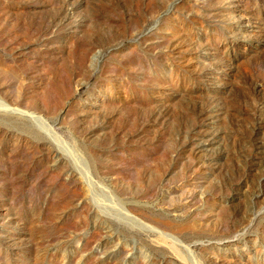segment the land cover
Returning a JSON list of instances; mask_svg holds the SVG:
<instances>
[{
  "label": "rangeland",
  "instance_id": "rangeland-1",
  "mask_svg": "<svg viewBox=\"0 0 264 264\" xmlns=\"http://www.w3.org/2000/svg\"><path fill=\"white\" fill-rule=\"evenodd\" d=\"M0 264H264V0H0Z\"/></svg>",
  "mask_w": 264,
  "mask_h": 264
},
{
  "label": "bare ground",
  "instance_id": "bare-ground-1",
  "mask_svg": "<svg viewBox=\"0 0 264 264\" xmlns=\"http://www.w3.org/2000/svg\"><path fill=\"white\" fill-rule=\"evenodd\" d=\"M4 105L6 106V104H4ZM7 105H8V104H7ZM4 109H5V108H4ZM15 110H16V109H15ZM23 111H24V110H23ZM26 113H27V112H26ZM29 115H30V113L28 114V116H29ZM31 116H32V115H31ZM32 117H34V115H33ZM35 117H36V116H35ZM38 117H39V116H38ZM38 117H37V118H38ZM42 118H43V117H42ZM38 119H39V118H38ZM38 119H37V120H38ZM45 119H46V118H45ZM41 127H43V126H41ZM86 171H87V170H86ZM83 174H85V173H83ZM89 175H90V174H89ZM85 180H86V179H85ZM91 183H92V182H91ZM194 263H196V262H194Z\"/></svg>",
  "mask_w": 264,
  "mask_h": 264
}]
</instances>
